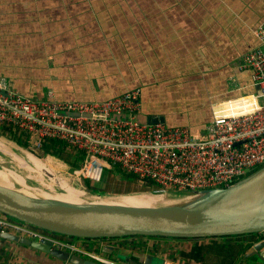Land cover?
<instances>
[{"label":"crops","instance_id":"crops-1","mask_svg":"<svg viewBox=\"0 0 264 264\" xmlns=\"http://www.w3.org/2000/svg\"><path fill=\"white\" fill-rule=\"evenodd\" d=\"M262 24L264 0H0V78L25 96L52 92L60 101H99L138 88L139 120L162 115L165 125L201 137L213 109L255 93L237 65L258 46L253 30ZM129 182L146 192L144 183ZM126 237L79 242L97 252L112 245L126 256L141 247L144 256L181 263L180 248L196 247L211 264H264V246L260 257L253 254L264 232L168 238V249L160 244L167 238ZM235 244L242 246L233 256ZM0 264L74 263L0 237Z\"/></svg>","mask_w":264,"mask_h":264},{"label":"built area","instance_id":"built-area-1","mask_svg":"<svg viewBox=\"0 0 264 264\" xmlns=\"http://www.w3.org/2000/svg\"><path fill=\"white\" fill-rule=\"evenodd\" d=\"M253 33L259 44L242 55L237 69L249 72L256 91L225 100L213 109L201 137L194 136L187 126L140 121L138 88L99 101H60L52 92L45 99L25 96L4 78H0V125L30 134L37 148L46 140H57L81 154L80 162L67 170L72 180L96 179V174L98 179L108 168L153 186L149 192L154 194L227 187L264 165V24ZM30 153L43 163L38 171L49 170L41 157ZM47 179H35L38 187L34 188L51 195L68 184L60 171ZM4 231L37 241L49 239L55 246L99 264H126L76 243L79 238L0 214V234Z\"/></svg>","mask_w":264,"mask_h":264},{"label":"water","instance_id":"water-1","mask_svg":"<svg viewBox=\"0 0 264 264\" xmlns=\"http://www.w3.org/2000/svg\"><path fill=\"white\" fill-rule=\"evenodd\" d=\"M142 122L164 123L165 118L150 114L145 115ZM0 139L14 142L2 134ZM84 180H72L71 177L66 179L69 184L73 181L72 185H79L84 192L91 193ZM30 193L0 184V214L65 237L192 239L264 232V165L227 187L180 193L138 194L145 196L146 204L102 203L94 200L98 198L89 197H79L80 202L35 190ZM0 237L25 244L63 262L99 264L77 252L59 248L49 239L37 241L9 231L2 232ZM263 246L264 242L255 244L253 254L260 257L259 251ZM98 250L106 255L117 253L120 260L127 261L126 255L116 251L112 245L101 246ZM134 255L140 262L128 264H184L165 261L162 257L154 258L152 254L144 256V253L136 251L128 254Z\"/></svg>","mask_w":264,"mask_h":264},{"label":"trees","instance_id":"trees-1","mask_svg":"<svg viewBox=\"0 0 264 264\" xmlns=\"http://www.w3.org/2000/svg\"><path fill=\"white\" fill-rule=\"evenodd\" d=\"M0 134H2L5 137L11 138L15 143L19 144L20 146H23L25 149L32 152L38 157H42L45 154L52 155L63 159L70 166L77 165L82 159L81 154L76 153L73 149L67 147L64 143L59 142L57 140H46L41 147L37 148L34 146L30 134L25 132H20L18 129L16 130L13 126L10 125H0ZM130 180H132L131 176L125 173H121L120 178L118 180H115L114 170L105 168L101 172L98 179H85L84 182L85 185L89 188L91 193L103 194L109 192L110 190L119 193H125V192H133L137 189H140V187H138L137 184H131L129 182ZM136 182L142 184V181H136ZM126 185H128L127 188H125ZM152 189L153 186L145 187L146 192H149ZM210 238L215 239L219 237H210ZM192 239H197V238H192ZM227 245H231V244H227ZM240 246H242V244H235V246L232 247L234 253L231 254H233V256L238 254V252L241 249ZM91 249H94V246H91ZM179 253H180L179 254L180 257L184 255L187 258L184 264L189 263L188 261L190 260L188 259L192 260L190 261L191 263L189 264H202V263L211 264L215 261V259L208 260L207 258H205L206 256L203 254V252L198 250L196 247H193L192 249H187V247H181ZM169 256H171V254H169ZM114 260L119 261L120 259L114 257Z\"/></svg>","mask_w":264,"mask_h":264},{"label":"rangeland","instance_id":"rangeland-1","mask_svg":"<svg viewBox=\"0 0 264 264\" xmlns=\"http://www.w3.org/2000/svg\"><path fill=\"white\" fill-rule=\"evenodd\" d=\"M0 143H2L3 145H5L7 148H9L10 151L14 152L17 154V156H21L25 161L24 162H18L19 159L13 158V156L6 152H4L5 150L1 147L2 145L0 144V170H8V171H12L15 172L16 174H18L19 176H21L22 178H24V185L22 186L21 184H18L16 181H10L9 186L15 189H25L27 190V188H30L31 190H35L34 187H38V183L35 181V179H39L40 177H44L46 180L47 177L53 179L52 177L54 176V171H56V169H59V171L61 172V176H63L65 179H69V175L67 174V170L71 167L69 164H67L63 159L59 158V157H55L52 155H43L40 159L41 162H44L46 166H48L49 171L53 174V176L49 173H47L45 170L44 171H38L37 168L34 167V165L31 162V158L33 157V155H31L30 152H28L23 146H20L12 141H5V140H1L0 139ZM29 156H31V158L29 159ZM34 158V157H33ZM43 164V163H42ZM40 170H42L40 167H38ZM46 172L45 176L42 173ZM2 173V171H0V174ZM21 174V175H20ZM42 175V176H41ZM121 176V173L119 171H116L114 169V177L115 180H118L119 177ZM66 181V180H65ZM22 182V181H21ZM68 182V181H66ZM63 183V180H62ZM74 182L72 181L71 184H67L68 187H72L74 189H78L80 190L81 195L79 197H81L82 199H84L85 197H89V198H105V197H117V196H121L123 194H142L144 191L139 190L138 192H129V193H119V192H115L113 190H110L109 192L106 193H97L100 194L99 196H95V193H86L84 192V190L82 188H80L79 185H72ZM128 185L125 186V188H127ZM37 191V190H35ZM148 193V192H145ZM62 194H65V190L63 191H57V193H53L51 195L53 196H62ZM84 197V198H83ZM156 240V239H155ZM172 239H162V243L161 246L163 245L166 249H168V245L171 243ZM80 239H78V241L76 243H80L79 242ZM150 247L153 252L157 251V247L154 246H148ZM163 255H165L164 253H162ZM120 261V260H119Z\"/></svg>","mask_w":264,"mask_h":264},{"label":"bare ground","instance_id":"bare-ground-1","mask_svg":"<svg viewBox=\"0 0 264 264\" xmlns=\"http://www.w3.org/2000/svg\"><path fill=\"white\" fill-rule=\"evenodd\" d=\"M0 144L2 145L1 147L5 150L4 152L7 151L8 153H10L13 156V158L19 159L18 160L19 163L21 161L22 162L25 161L21 156H19V155L17 156L16 153L10 151L9 148H7L5 145H3L2 143H0ZM30 158H31V156H29V159ZM30 160L33 161V163L35 164L36 168L40 167L41 169H43L42 164L37 159H34L32 157ZM44 170L47 173L50 174L49 170H47V169H44ZM0 171H2V173L0 174V184L5 185V186H9L10 181H16L18 184H21L22 186H25L23 184L24 183V180H23L24 178H22L21 176H19L15 172L8 171V170H6V171L5 170H0ZM96 175H95V177H97ZM52 178H54V176ZM39 179H42V178L40 177ZM64 187H65V194H62V196H55V197H58V198H61V199H66V200H71V201H80V199H79V196L81 195L80 190L74 189L72 187L70 188L67 185H65ZM34 189L37 190L36 188H34ZM23 190L26 193H28V194H31L30 192L32 191L30 188H27V190H25V189H23ZM39 192H41V191H39ZM42 193L47 195L45 192H42ZM144 197L145 196H143V195L141 196V195H138V194H123V195H121L119 197H116V198L115 197H108V198H106V197L105 198H101L100 197V198L94 199V200H97V202H102V203L146 204L147 200L145 201ZM147 198H148V196H147Z\"/></svg>","mask_w":264,"mask_h":264},{"label":"flooded vegetation","instance_id":"flooded-vegetation-1","mask_svg":"<svg viewBox=\"0 0 264 264\" xmlns=\"http://www.w3.org/2000/svg\"><path fill=\"white\" fill-rule=\"evenodd\" d=\"M140 249H141V247H134V250L137 252V253H140ZM113 254H116L117 255V253H113ZM136 255H134V256H125V259H127V261H125L124 262V260H120L121 262H124V263H126V264H128V263H137V262H140V259L139 258H137V257H135Z\"/></svg>","mask_w":264,"mask_h":264}]
</instances>
